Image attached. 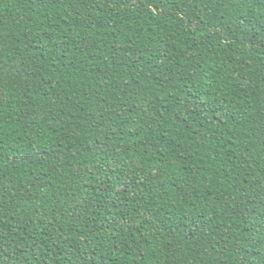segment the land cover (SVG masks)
Listing matches in <instances>:
<instances>
[{
    "label": "trees",
    "instance_id": "trees-1",
    "mask_svg": "<svg viewBox=\"0 0 264 264\" xmlns=\"http://www.w3.org/2000/svg\"><path fill=\"white\" fill-rule=\"evenodd\" d=\"M0 264H264V0H0Z\"/></svg>",
    "mask_w": 264,
    "mask_h": 264
}]
</instances>
